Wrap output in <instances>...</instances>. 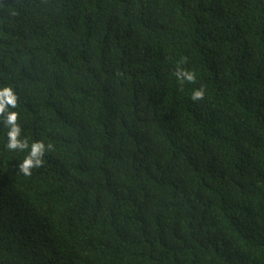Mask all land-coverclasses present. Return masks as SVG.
Segmentation results:
<instances>
[{
  "label": "trees",
  "instance_id": "16d2710c",
  "mask_svg": "<svg viewBox=\"0 0 264 264\" xmlns=\"http://www.w3.org/2000/svg\"><path fill=\"white\" fill-rule=\"evenodd\" d=\"M0 85V264H264V0H0Z\"/></svg>",
  "mask_w": 264,
  "mask_h": 264
},
{
  "label": "clouds",
  "instance_id": "9594fccd",
  "mask_svg": "<svg viewBox=\"0 0 264 264\" xmlns=\"http://www.w3.org/2000/svg\"><path fill=\"white\" fill-rule=\"evenodd\" d=\"M175 77L181 83L194 82L196 80V73L178 67ZM205 96V89L203 87L193 89L191 98L194 101L203 99ZM18 104V97L14 89L10 85H0V114L7 112L3 123L7 126V142L5 147L10 151L28 149L27 155L19 161L18 171L25 176H31L33 169L41 167L44 164V155L52 147L51 144H45L42 140H35L29 145L26 138L23 136V129L19 121V113L15 111H8V109L15 108Z\"/></svg>",
  "mask_w": 264,
  "mask_h": 264
}]
</instances>
